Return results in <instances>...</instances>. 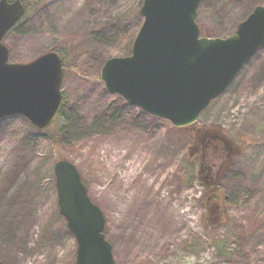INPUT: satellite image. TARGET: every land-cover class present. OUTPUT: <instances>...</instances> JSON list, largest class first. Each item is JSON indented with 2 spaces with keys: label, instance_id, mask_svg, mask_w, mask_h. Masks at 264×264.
<instances>
[{
  "label": "rangeland",
  "instance_id": "rangeland-1",
  "mask_svg": "<svg viewBox=\"0 0 264 264\" xmlns=\"http://www.w3.org/2000/svg\"><path fill=\"white\" fill-rule=\"evenodd\" d=\"M142 1L45 0L5 36L11 64L62 58L67 118L56 120L57 145L22 116L0 120V264H75L57 161L75 166L102 212L115 264H264V47L196 123L176 130L100 79L107 60L130 55ZM258 6L264 0H202L196 24L203 37L227 38ZM211 125L233 148L221 161L200 136L217 133Z\"/></svg>",
  "mask_w": 264,
  "mask_h": 264
},
{
  "label": "water",
  "instance_id": "water-1",
  "mask_svg": "<svg viewBox=\"0 0 264 264\" xmlns=\"http://www.w3.org/2000/svg\"><path fill=\"white\" fill-rule=\"evenodd\" d=\"M201 0H143V22L130 55L107 60L100 70L105 89L127 104L182 129L197 122L264 47V7H256L228 38L200 36ZM19 0H0V120L22 116L46 130L63 105L62 61L55 52L28 64H10L4 36L24 17ZM57 207L76 242L75 264H115L105 240V218L87 195L76 168L53 167Z\"/></svg>",
  "mask_w": 264,
  "mask_h": 264
},
{
  "label": "flooded vegetation",
  "instance_id": "flooded-vegetation-1",
  "mask_svg": "<svg viewBox=\"0 0 264 264\" xmlns=\"http://www.w3.org/2000/svg\"><path fill=\"white\" fill-rule=\"evenodd\" d=\"M200 136L202 137V142L205 145L204 149H207L208 145H210V146L212 145V148L214 149L213 155L216 156V154H217L216 159H218V161H221L222 158H228L229 157V154L227 155L226 152L230 151L232 153L233 148L229 149L231 142L229 141L228 138H226L224 136H220L217 133H215V134L211 133L210 134L208 132H206V133L200 132ZM192 150L198 151L197 149H192ZM204 157H205V153L203 151L202 152V159ZM225 162H227V160L219 163L218 164L219 166H217V167L221 169L226 164ZM206 171L208 173H211V170L209 168H207ZM214 183L216 184V182H214V181H211L208 184L206 182V184L208 185V188L211 190V194H214L216 191V187L214 186Z\"/></svg>",
  "mask_w": 264,
  "mask_h": 264
},
{
  "label": "trees",
  "instance_id": "trees-1",
  "mask_svg": "<svg viewBox=\"0 0 264 264\" xmlns=\"http://www.w3.org/2000/svg\"><path fill=\"white\" fill-rule=\"evenodd\" d=\"M21 2H22V4H23V6L25 7V9H26V16H25V18L23 19V21L26 19V18H28V16L31 14V12H32V10L34 9L33 8V6L32 5H35L36 7L38 6V5H41V4H43L44 3V1L45 0H20ZM22 21V22H23ZM21 22V23H22ZM20 23V24H21ZM19 24V25H20ZM138 31V30H137ZM136 33L137 32H135V34L133 35V37H132V39H131V41H130V44H129V47H128V51H127V53H130V49H131V45H132V42H133V40H134V38H135V35H136ZM57 51V50H56ZM57 52H59V51H57ZM65 110H66V107H65V105L63 106V108H62V110H61V112H60V115H59V118H58V120L60 119H66L67 118V114H66V112H65ZM210 128H212L215 132H217L218 134H220L219 132L220 131H222L219 127H217V126H213V125H211V126H209ZM60 132H61V129L58 127V125H57V123H55L54 125H52L47 131H46V133H48V134H50V136H51V139H52V142H53V144L54 145H57L58 144V139H59V134H60ZM240 150V148H238V153L236 154V157L238 158L240 155H241V150ZM217 207H218V211H217V216L218 215H220V212H221V205L220 204H217ZM219 213V214H218ZM220 217V216H219ZM218 217V218H219ZM220 220L221 219H219L218 220V222H220ZM219 245V244H218ZM219 249H221V247L219 248Z\"/></svg>",
  "mask_w": 264,
  "mask_h": 264
}]
</instances>
